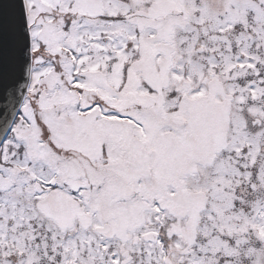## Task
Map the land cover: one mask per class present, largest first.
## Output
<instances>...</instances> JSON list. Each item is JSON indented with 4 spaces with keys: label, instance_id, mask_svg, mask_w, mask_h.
<instances>
[{
    "label": "snow or ice",
    "instance_id": "snow-or-ice-1",
    "mask_svg": "<svg viewBox=\"0 0 264 264\" xmlns=\"http://www.w3.org/2000/svg\"><path fill=\"white\" fill-rule=\"evenodd\" d=\"M0 264H264V0H0Z\"/></svg>",
    "mask_w": 264,
    "mask_h": 264
}]
</instances>
